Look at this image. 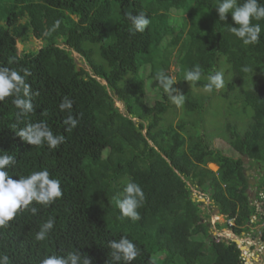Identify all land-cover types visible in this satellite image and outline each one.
Segmentation results:
<instances>
[{"label": "trees", "instance_id": "trees-1", "mask_svg": "<svg viewBox=\"0 0 264 264\" xmlns=\"http://www.w3.org/2000/svg\"><path fill=\"white\" fill-rule=\"evenodd\" d=\"M216 4L217 0H0V66L29 68L32 75L27 80L39 91L32 98L34 113L26 117H17L11 97L0 102V150L17 157L15 167L8 169L13 179L46 169L60 179L63 190L51 206L33 202L37 214L23 211L10 227L0 229V253L9 255L10 264H39L46 255L77 249L92 264H111L108 241L121 236L142 249L132 264H244L235 241L214 235L222 229L239 238L251 234L264 244V20L253 21L261 25L260 42L245 46L229 31L235 26L231 14L220 21ZM141 11L151 23L133 35L126 14ZM56 20L61 21L59 28L50 31ZM31 37L42 47L19 53L17 44ZM177 45V77L186 86L182 113L201 112L209 101L191 87L204 89L213 70L222 69L228 76L223 97L234 106L240 103L236 110L249 118L243 133L227 125L220 136L238 157L210 147L189 121L180 117L174 125L165 117L172 106L155 77L159 71L167 73ZM72 53L88 70L77 66ZM197 64L203 76L190 85L184 73ZM245 67L254 71L245 72ZM150 88L156 92L152 103L145 100ZM65 96L73 101L71 114L78 121L70 132L63 123L69 112L59 109ZM39 121L66 137L58 149L33 146L16 136L18 128ZM209 163L218 170L207 169ZM251 169L260 175L254 187L246 175ZM128 180L145 193L136 230L132 220L120 218L114 199ZM251 188L256 189L259 208ZM207 200L232 224L216 225L211 231L200 210ZM50 217L55 219L54 230L46 240L36 241V232ZM251 226L259 229L251 231Z\"/></svg>", "mask_w": 264, "mask_h": 264}, {"label": "clouds", "instance_id": "clouds-1", "mask_svg": "<svg viewBox=\"0 0 264 264\" xmlns=\"http://www.w3.org/2000/svg\"><path fill=\"white\" fill-rule=\"evenodd\" d=\"M215 8L220 21L227 20V14H231L235 26L230 25L229 31L239 38L243 45H255L260 42L261 25L253 23V21L264 20V3H261V0H243V3H239L238 0H217ZM126 15L131 22L129 31L133 35L137 32L143 33L151 23L143 11L135 16ZM60 23V20H56L50 31L59 28ZM244 71H254V69L245 67ZM31 75L32 72L29 68L18 71L8 66H0V102L11 97L12 104L19 110L18 118L26 117L34 113L35 110L32 98L38 96L39 91L32 90V86L27 80ZM202 76L201 66L197 64L185 71L183 80L196 83L201 80ZM206 79L207 83L203 85L205 92L212 93L214 90L219 91L226 86L225 72L222 69L213 70ZM155 81L159 82V87L167 93L171 103L177 107H181L185 103V95L174 87L177 83L175 77L167 75L164 71H159ZM174 93L176 94L174 95ZM72 107L73 101L67 96L59 104V109L62 112L65 110L69 112L63 121L66 125L65 131L69 132L78 124L77 119L71 114ZM13 128H17V125H13ZM15 134L30 145H47L50 150L58 149L66 139L64 135L54 134L45 121L26 123L24 127L18 128ZM9 153L0 150V229L10 227V222L23 211H30L33 215L37 214L38 208L32 206L33 202L51 206L63 196L60 179L52 178L46 169L33 171L27 176L13 179V175L9 173L8 169L15 167L17 157ZM114 199L121 219L129 218L132 221L141 219L138 209L145 200V193L138 183L128 180L122 193ZM54 228L55 219L50 217L42 223L40 230L36 232L35 240H46ZM255 246L258 247V244L256 243ZM108 248L110 249L111 264H132L142 253V249L127 236H121L118 240H109ZM0 264H10L9 255L0 253ZM39 264H92V262L88 256L82 255L77 249V251L68 252L66 255H46Z\"/></svg>", "mask_w": 264, "mask_h": 264}, {"label": "rangeland", "instance_id": "rangeland-1", "mask_svg": "<svg viewBox=\"0 0 264 264\" xmlns=\"http://www.w3.org/2000/svg\"><path fill=\"white\" fill-rule=\"evenodd\" d=\"M173 17L175 16V13H172ZM189 21L187 20V25H186V31L189 30ZM169 42L172 40L171 37L167 38ZM180 42V41H179ZM43 43L40 40H37L34 37H31L29 42L26 44H17V49L18 52L21 53L23 51L31 50V51H36L39 50L42 47ZM177 48L178 45L175 47L173 51V57L170 59V65L167 71V75L173 76L176 78L177 83L174 85L178 91L183 94L184 88L186 87L185 85H182L180 83V80L177 77L178 73V66L174 62V58H176V53H177ZM73 58L77 62L78 67H84L86 70H88L86 64L80 57L72 53ZM225 77L228 81V76L225 74ZM158 82V81H157ZM163 90V89H162ZM191 90L193 93L201 94L205 97H209V101L205 104V107L201 110V112H198L196 114H186L185 112L182 113V107H177L173 103H171L172 110L168 111L165 117L169 118L170 121L175 125L178 121L179 118L181 117L183 120L189 121L190 125H192L190 128H192L194 131H199L198 133L204 135V139L206 140L207 144L215 149L221 150L225 155L232 156L234 158L238 157V155L225 143L224 140L220 137L221 134H226V126L231 125L235 126L236 130L240 133H243L245 130H247L248 125H249V118L239 111L236 110L235 106L240 107V103L230 104V100L228 101L223 97V92L226 90L224 87L223 89L219 91H214L212 93L205 92L204 89H198L191 87ZM164 92V90H163ZM165 93V92H164ZM167 94V93H165ZM176 93H174L175 95ZM145 100L148 101L149 103L153 102L156 98V92L154 91L153 88H150L146 91L145 95ZM115 100V106L121 111V113L126 114V110L123 106L122 103L118 102L116 99ZM171 102V101H170ZM182 113V114H181ZM245 161L247 162L248 160L245 158ZM213 168L211 167V164H207L206 168L209 169L212 172H216L218 170V167L213 164ZM248 176H251V180L253 181L252 187H254L257 182H259L260 175L254 171L253 169L248 171ZM250 196L253 200V203L259 208L261 206V203L257 202L255 200L254 195L256 193L255 188H251L249 190ZM193 195H198L199 201H203V195L200 193H197L193 190ZM262 198V194H261ZM257 208L258 212H261ZM201 210V217L205 223L210 224L211 231L216 229V225H222L225 223L232 224V221H227L226 218L222 215H219L216 211V208L212 207L210 205V201L207 200L204 205L200 206ZM218 218V219H216ZM256 219L255 217H252L251 221L254 222ZM133 229L136 230L135 226V221H133ZM255 229H259L258 227H250L251 231H254ZM217 237L224 238V239H229V240H234L236 243L243 244L242 250L247 246L249 248L247 254V264H264V252H261V246H264L263 243H261L259 240H254L250 235L245 236L243 238H239L235 235H233L228 229H222L221 231H216L214 233ZM256 243L258 244V247L255 246ZM255 244V245H254ZM246 248V249H248Z\"/></svg>", "mask_w": 264, "mask_h": 264}, {"label": "built area", "instance_id": "built-area-1", "mask_svg": "<svg viewBox=\"0 0 264 264\" xmlns=\"http://www.w3.org/2000/svg\"><path fill=\"white\" fill-rule=\"evenodd\" d=\"M245 243L243 242V244H239V243H237V246H238V248L240 249V251H241V255H242V258H243V261H244V264H247V254H246V252L248 253V251H249V248L247 247V246H245V248L242 250V246L244 245ZM242 245V246H241ZM255 245V244H254ZM262 248H261V252L263 251L264 252V246H261ZM246 248H248V249H246ZM249 264V263H248Z\"/></svg>", "mask_w": 264, "mask_h": 264}, {"label": "water", "instance_id": "water-1", "mask_svg": "<svg viewBox=\"0 0 264 264\" xmlns=\"http://www.w3.org/2000/svg\"><path fill=\"white\" fill-rule=\"evenodd\" d=\"M246 175H248V172H246ZM253 181L254 180H249V184H250V186H252L253 185ZM204 201V200H203ZM220 215V214H219Z\"/></svg>", "mask_w": 264, "mask_h": 264}, {"label": "bare ground", "instance_id": "bare-ground-1", "mask_svg": "<svg viewBox=\"0 0 264 264\" xmlns=\"http://www.w3.org/2000/svg\"><path fill=\"white\" fill-rule=\"evenodd\" d=\"M213 166H214V165H213V164H211V167H212V168H213ZM216 219H218V218H216Z\"/></svg>", "mask_w": 264, "mask_h": 264}]
</instances>
